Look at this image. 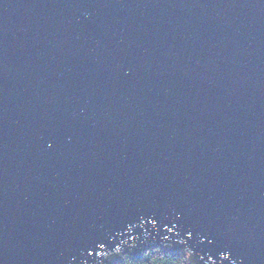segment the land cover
<instances>
[{
    "label": "water",
    "instance_id": "obj_1",
    "mask_svg": "<svg viewBox=\"0 0 264 264\" xmlns=\"http://www.w3.org/2000/svg\"><path fill=\"white\" fill-rule=\"evenodd\" d=\"M264 264V0H0V264Z\"/></svg>",
    "mask_w": 264,
    "mask_h": 264
},
{
    "label": "trees",
    "instance_id": "obj_2",
    "mask_svg": "<svg viewBox=\"0 0 264 264\" xmlns=\"http://www.w3.org/2000/svg\"><path fill=\"white\" fill-rule=\"evenodd\" d=\"M118 264H188L186 256L182 253H170L163 249L155 248L143 253L142 257L130 259L125 256Z\"/></svg>",
    "mask_w": 264,
    "mask_h": 264
}]
</instances>
